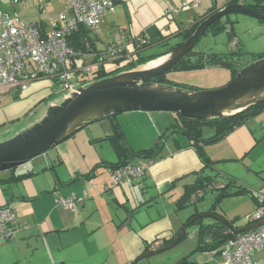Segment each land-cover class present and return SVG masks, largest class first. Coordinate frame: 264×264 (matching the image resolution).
<instances>
[{"label": "crops", "instance_id": "1", "mask_svg": "<svg viewBox=\"0 0 264 264\" xmlns=\"http://www.w3.org/2000/svg\"><path fill=\"white\" fill-rule=\"evenodd\" d=\"M23 1L20 13L19 2L0 0V9L14 15L17 14L13 12L19 13L25 22L35 23L43 31L49 30L50 19L68 13V0ZM195 1L116 0L102 17L99 31L89 32L93 39L91 45L82 56L69 62L70 68L76 70L84 64L97 65L100 61L104 66L107 62H118L117 57L103 58L101 51L116 40L127 44L132 51L134 39L150 31L155 35L153 42L140 54L159 53L183 42L186 30L231 0H199L198 4ZM245 3L264 4V0H246ZM173 8L177 10L170 11ZM243 15L236 20L238 24H248L245 28L230 25L237 44H232L234 48L229 52H217L227 54L241 50L245 54L238 57L240 62L246 61L250 54L255 58L264 55V21ZM153 46L160 50L153 51ZM199 56L198 52L191 59ZM98 67H94V71ZM210 67L222 66L207 69ZM31 85L21 91L29 90ZM50 93L54 95V89ZM176 119L175 112L124 111L90 123L15 168L0 170V208L10 206L18 216L16 234L10 238L0 236V264H68L70 251L82 245L86 253L94 257L103 252L109 256L119 252L124 260L110 264H127L151 251L146 248V242L159 238L166 241L178 235L192 215L183 221L172 213L173 207L183 209H178V200L202 173L216 176L212 172L218 163H240L251 170L252 163L247 162L259 159L257 151L264 142V111L224 138L205 144L204 150L213 161L209 166H205L194 142L186 134L176 131L165 135ZM204 130L205 134L212 131L208 127ZM116 133H120L119 140L125 151L118 150L111 141L110 137ZM158 147L161 149L155 158L134 155ZM126 158L131 163H152L142 177L113 184L111 165ZM244 184L245 188L253 189L252 185ZM73 195L84 199L77 203L75 210L58 203L59 198ZM153 209H156L154 214ZM247 225H250V216L245 225L235 218L234 228ZM197 246L185 256L188 257L186 264L221 262L217 250L198 251ZM195 252L205 253L200 256L194 255ZM254 258L257 264H264V251L256 252Z\"/></svg>", "mask_w": 264, "mask_h": 264}, {"label": "water", "instance_id": "2", "mask_svg": "<svg viewBox=\"0 0 264 264\" xmlns=\"http://www.w3.org/2000/svg\"><path fill=\"white\" fill-rule=\"evenodd\" d=\"M245 1H230L209 14L194 33L177 48L155 59L165 58L161 63L85 81L76 85L73 91L56 96L39 121L15 137L0 142V170L25 163L90 123L116 113L129 110H162L180 113L186 118L206 120L232 115L263 101L264 97L257 98V94L264 91V57L248 63L239 70L233 80L214 89L196 90L149 81L181 62L209 27L223 16L242 13L264 20V10L252 7ZM248 95L255 99L239 106L238 102ZM73 124L75 125L72 126ZM216 217L226 220L218 215ZM190 222L167 245L168 247L176 244L186 234ZM263 222L264 220L241 228L233 227V233L249 230Z\"/></svg>", "mask_w": 264, "mask_h": 264}, {"label": "rangeland", "instance_id": "3", "mask_svg": "<svg viewBox=\"0 0 264 264\" xmlns=\"http://www.w3.org/2000/svg\"><path fill=\"white\" fill-rule=\"evenodd\" d=\"M5 1L8 2V0ZM10 2H19L17 9L20 13L24 1L9 0ZM13 13L20 16L17 12ZM237 16L244 15L242 13H231L224 17V20L227 21L229 19L228 23L232 26L238 25L239 27L245 28L248 24L244 22L238 24L236 20ZM248 18L252 20V17ZM233 48L234 46L230 41L229 33L223 28L219 29L216 33L209 30L197 43L195 50L204 52V54H210L211 52H229ZM152 49H154L153 51L160 50L157 46H153ZM247 59L252 61V59H255V56L250 54L247 56ZM152 60L154 61L155 59ZM152 60L141 64L136 69L146 68ZM80 63L82 64L83 61L81 60ZM125 64L126 61L124 60L107 62L105 63V68L106 70H112L117 67H124ZM229 72V69L225 67H210V69H207V67L197 69H172L166 73V77L185 87H193L196 90H207L227 84L230 81V77H228ZM92 78V76H88L86 81H90ZM53 87L54 85L51 79L41 78L35 80L27 91H8L0 94V142L15 137L43 117L51 100L65 92V90H62L58 86ZM52 89H54V95L50 93ZM257 157L259 158L257 162H247L252 163L251 170L242 167L240 163H218L216 170L212 172L217 174L215 177L216 182L214 181L213 185L207 187L200 198L194 197L192 202L185 208L176 210L173 207L172 213L174 212L173 214H177L176 216L185 221L197 212L198 215L195 217L203 216L205 222H212L215 219L210 215L212 214L210 210L215 208L218 214L224 215L227 219L236 218V222L245 225L249 216L258 207V200L264 197V142L259 148V151H257ZM244 183L252 185L253 189L247 188L245 192L239 194L221 195L222 188L227 187L229 192H234L240 186L244 187ZM168 209L170 210L171 207L169 206ZM155 212L156 209H153L152 213L154 214ZM176 216L174 215V217ZM199 228L200 223L198 221L190 223L186 237L171 247L163 245V238H159L157 241L146 242V245H151V251L140 254V256L134 258L127 264H176L177 261L190 254L191 250L197 246ZM152 251L156 252L150 253ZM147 253L150 254L146 255ZM204 253L195 252L194 255L201 256ZM68 259V264H110L113 261L121 262L124 260L121 253L116 251L110 256L106 252H103L98 257L89 256L83 245L72 249Z\"/></svg>", "mask_w": 264, "mask_h": 264}, {"label": "built area", "instance_id": "4", "mask_svg": "<svg viewBox=\"0 0 264 264\" xmlns=\"http://www.w3.org/2000/svg\"><path fill=\"white\" fill-rule=\"evenodd\" d=\"M196 4L199 0L195 1ZM116 0H68V13H62L49 21V30L43 31L35 23H27L19 16L0 9V94L9 90H26L32 82L49 78L53 85L65 92L73 91L75 86L95 74L94 67L99 64H84L73 70L69 62L82 56L84 50H77L69 43V36L81 26L97 33L105 13L113 8ZM176 8L170 11H176ZM149 35L140 41L145 43ZM140 38V37H139ZM232 44H237L234 37ZM89 47V45L87 44ZM125 45L119 41L109 44L103 58H120ZM127 58L132 60L131 54ZM152 161L131 163L112 168L113 184L142 177ZM84 199L78 195L61 197L60 205L76 209ZM250 215V224L264 220V197ZM17 213L12 207L0 208V236L10 238L16 234ZM221 256L219 264H257L254 254L264 251V222L249 230L236 233L228 238L217 250Z\"/></svg>", "mask_w": 264, "mask_h": 264}, {"label": "trees", "instance_id": "5", "mask_svg": "<svg viewBox=\"0 0 264 264\" xmlns=\"http://www.w3.org/2000/svg\"><path fill=\"white\" fill-rule=\"evenodd\" d=\"M236 0H231V2H234ZM250 6L262 9L264 10V4L256 3V4H250ZM214 10L213 12H215ZM211 12V13H213ZM210 13V14H211ZM229 15V14H228ZM225 15L222 18L218 19L215 23H213L207 32L211 30L213 33H216L219 29L225 28V30L229 33L230 36V41L232 42L233 38L235 37L234 33L232 32V26L228 23V20H224V17L228 16ZM205 19V18H204ZM200 20L196 24H194L190 29L186 30L184 32V40H186L188 37H190L198 25L204 20ZM264 21V20H263ZM90 30L86 28L85 26H81L77 31H74L70 36H69V43L72 47H74L77 50H85L87 49V44L89 43V46L93 42V39L91 36H89ZM206 32V33H207ZM205 33V34H206ZM148 34L149 37L146 40L145 43H141L145 37V35ZM204 34V35H205ZM155 35L153 31L146 32L143 35L140 36V38L134 39L133 43L135 46L134 50H130L128 48L127 44H124L125 47L122 52H120L121 57L118 58V61L124 60L126 61V64L124 67H117L112 70H106L105 66L101 64L98 69L94 72V79L102 78V77H107L116 73H119L124 70H130L137 68L141 64L146 63L149 60L156 59L158 57H161L165 55L166 53L170 52L171 50H174L177 48L182 42H178L174 46H171L170 48H167L166 50H163L159 53L151 54V55H146L142 56L140 54L141 51L146 49L151 43L153 42ZM196 47V46H195ZM195 47L193 50L177 65H175L172 69H197V68H205L209 66H216L220 65L222 67H227L231 70L232 72V78L230 79L233 80L239 70L247 65L248 63L252 62L253 60H256L258 58L264 57V55H259L255 59H252L250 61L247 59L246 61L240 62V59L238 57L242 56L245 54V52H242L241 50L239 51H234L230 52L227 54H219L217 52H211L210 54H207V56L204 55L203 52H200V56L196 58L195 60L191 59V56L194 54L198 53L197 50H195ZM105 50L101 51V54L104 53ZM127 54H131L132 60L127 58ZM104 61V60H103ZM170 69V70H172ZM169 70V71H170ZM168 72V71H167ZM163 73L161 75L152 77L149 79V81L152 82H161V83H168V84H173L177 86H181L184 88H189V89H194L193 87H185L184 85H180L179 83H176L166 77V73ZM92 78V79H93ZM262 111H264V100L260 101L253 106L242 110L238 113L232 114V115H227V116H222L219 118H213V119H206V120H200V119H191V118H186L183 117L180 113H176L177 119L176 122L173 124L172 127L168 128V131L165 133V135L171 134L172 132H182L186 134L193 142L194 146L196 147L198 153L200 154L201 158L205 162V166H209L213 163V161L209 158V156L206 154L204 150V145L215 142L217 140H220L224 138L227 134L231 133L234 131L237 127L240 125H243L249 118L257 116L260 114ZM118 114V113H116ZM113 114V115H116ZM111 115V116H113ZM110 117V116H108ZM210 128L212 131L209 134H205V128ZM120 133H116V135L110 137L111 141L115 144L116 148L120 151H125V147L119 140ZM161 147L158 148H151L147 150H142L139 152H136L134 155L137 156H144V157H156V153L160 151ZM128 163L127 158L124 160L119 161L118 163L112 164V168H116L118 166L124 165ZM15 168V167H13ZM216 176H209V175H204L202 173L197 181L191 185H188L186 188V191L184 195L178 200L177 206L178 209L186 207L194 197H201L202 193L204 190L207 189V187L213 185L215 181ZM222 193L221 195H229V194H239L243 193L247 190V188L240 186L238 190L234 192H229L227 187L222 188ZM211 216L214 217L215 220L212 222H204L203 217H199L196 221L200 223V228H199V243L196 248L198 251H213V250H218L222 244L230 237L235 236L236 234L233 233V227H234V221L235 218L233 219H226L225 221L219 220L216 217L217 211L215 208L211 209ZM198 213L193 214L187 221V223L195 216H197ZM221 217H224L221 214H218ZM179 233V232H178ZM186 235V234H185ZM185 235L182 237L184 238ZM175 236L173 238H170L166 241H164L163 245H168L174 240ZM181 238V239H182ZM180 239V240H181ZM157 241V240H154ZM147 249L151 248V245L147 244L146 245ZM188 263V257L182 258L179 260L176 264H186Z\"/></svg>", "mask_w": 264, "mask_h": 264}, {"label": "bare ground", "instance_id": "6", "mask_svg": "<svg viewBox=\"0 0 264 264\" xmlns=\"http://www.w3.org/2000/svg\"><path fill=\"white\" fill-rule=\"evenodd\" d=\"M164 60H165V58L158 59V60H156V61L150 63L149 66H155V65L161 63V62L164 61ZM262 97H264V91L259 92V93L257 94V98H262ZM254 99H255V98H252L251 95H248V96L244 97L243 99H241V100L238 102V104H239V106H243V105H245L246 103H249V102H251V101L254 100ZM88 118H90V117H88ZM88 118H87V119H88ZM74 125H75V124H73L72 126H74Z\"/></svg>", "mask_w": 264, "mask_h": 264}]
</instances>
